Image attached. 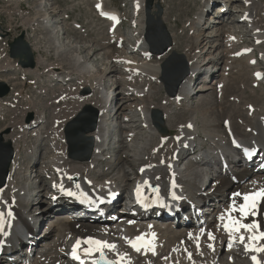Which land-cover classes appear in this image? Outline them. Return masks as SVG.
<instances>
[{
	"label": "bare ground",
	"instance_id": "6f19581e",
	"mask_svg": "<svg viewBox=\"0 0 264 264\" xmlns=\"http://www.w3.org/2000/svg\"><path fill=\"white\" fill-rule=\"evenodd\" d=\"M208 1L209 0H207V4H209ZM211 1L215 2L216 0H211ZM228 2L229 0L225 1V9L227 8ZM39 5L40 3L37 5L38 6L37 11L35 12L36 19L37 21L39 20L37 22V25L39 24L41 28H47V29L50 27L55 28V26L59 24L58 23L59 21L57 19H54L55 16L51 15L55 10H53L52 8H47L46 5H42V7ZM97 5H100V8H97ZM93 6H94L93 7L94 10L100 16H102L101 13L111 12L110 10H107L105 8V5L103 4V0H94ZM240 7H241V11H239L240 16H238L236 22H241L246 24V29L251 34V36H253V38L252 40H250L251 44L242 47L235 54L229 55V58H231L230 60L233 59L234 61L240 62V66L238 67H241L239 69V74L242 77H240L239 79L242 81H245V79L243 78L245 76L244 74L245 71L247 72V70H249L250 68L251 69L257 68V66H259V64L257 63L260 61V65L262 69L257 70L256 73L262 74L263 80L257 82L256 81L257 75L251 74L252 84L257 86L258 84L264 83V67H263V62L261 60L258 61L253 60L251 52L258 50L260 57L264 59V50L262 49V46H264V23H262V21H264V16L263 15L260 16L261 20L256 19L259 16H257L255 12V7H253V3L250 0H242V4L240 5ZM51 10H53V12H50ZM133 11L136 12V14L134 17L131 15L132 22L130 23L131 25L137 24L138 30L134 31L133 35L129 34V36H132V38L131 39L128 38L126 40L135 42L133 46L136 45L137 48H135L134 51L140 54L141 59L144 60V61L141 60L142 63H147L148 49L141 39L142 31H143V19L139 18V20L137 21L133 20V18L136 17L138 12L140 14L143 12V0L134 1L132 12ZM201 21H203V17L200 14V16L196 18V23L192 26V29L195 32H197V36L194 38L193 41L194 46H192V48L188 50L190 51L188 52L187 55L188 64L186 65L187 63L186 60L181 58L183 61V71H187L188 77L179 85L175 96L170 97L167 93L166 96L167 98L166 97L163 98L160 106H156L153 104H151V108L150 105L148 106L149 109L154 108V110H157L156 112L158 113L160 112L162 115L160 116L161 118H163L162 121L164 120V122L161 121V125L157 123L154 129L159 132L160 135L159 142L155 146H150L148 149L144 148L145 147L144 144L143 145L141 144V146L136 148V150L128 148L131 157L130 160L132 161H129L127 156L126 158L128 160L124 158L122 162L124 164H128L126 166L128 167L130 166L133 169H135L134 182L130 186V189H128V193L132 194L133 192H137V189L139 188L140 191L142 190L145 195L149 194L151 198H155L158 201H163L164 205L174 206L176 208V211L174 212L175 217L172 220L176 221L175 223L177 225L180 222L186 221L183 215H185L186 213V215L189 216L188 211L190 206L195 207L197 206L196 205L197 203L200 204V201L203 203L205 202L206 199L211 197H214L215 200L219 199L217 200L216 203L217 205L216 204L211 205L212 208L211 207L208 209L202 208L200 211L198 210V212L201 213L210 211V216H212L213 223L207 222L208 220L203 221L202 224L199 222V220L198 222L191 221L192 224L194 223L193 227L196 226L195 228L192 227L189 228V226L186 225L188 226L186 229L179 230V228L177 229L176 227L171 226V224H173L172 222L170 224H165V223L158 224V222L156 221H150V219H147V217L150 215L149 214L144 215L138 213V209L136 208L137 206H135L131 212L129 211L130 213L127 211V209H124V211H118L119 213L117 215L111 213L112 215H109L110 217H108V220L106 218L104 221H101L100 216H97L95 214H90L87 217L84 216L82 218L83 220H81V215H79V217L76 220L73 219L72 216H75V212L72 211L71 213H69V211L72 209L76 211V209L72 207L73 200L70 198L71 196L66 194L68 191L73 192L75 194L73 195L74 197L75 196L88 197L92 201L91 206H89L88 208L97 207L96 210L102 211V213L100 214L101 216H104L105 210L110 211L111 206L106 205L100 207L99 201L106 198H110L111 196L115 197V199L117 200L118 198L122 197V193H123L122 191H125L128 188L127 182L129 181V175L126 173L127 171L126 172L124 171L123 167L120 169L122 173V176L120 178L114 179V177H107L109 176V174L114 172V170L122 163V162L117 163V161H115L113 164L110 161H108V159L104 158V155L107 151V149L105 148V143L107 141V138L109 137V133L107 132V128L109 125L107 122L109 121L108 120L109 114H111V110H112L111 99L115 100V98L117 97L116 89L120 82L116 83V89L114 90V92L110 94L108 92L104 93L103 78L108 74L110 70H111L110 73H112V77L114 75L113 73L115 72H120V71L126 72L127 73L126 78H124V80L122 81L120 79L119 80L121 81V83L127 84L128 87L127 96L129 98H134L135 100L137 98H141L143 99L141 101L144 103V101L149 100L151 98V93L149 92V90H144V88L140 90L137 87L136 78L139 79L138 82H140L142 79L147 78L146 81L148 83V86H150L152 83L159 84L158 80H160L161 83H163L164 80L167 77H169V73L173 69V66L172 67L170 66L169 68H166L165 66V72H164V67L163 65L161 67V63L160 65L158 64L155 66L139 64L133 61L132 59L128 58L126 55L122 54V56L125 57H121L118 55L117 57L115 56L114 59L112 58L113 60L109 62L107 68L109 69L108 72L107 71L104 73L102 72V74H100L99 76L97 75L94 76L93 74H91L93 72L92 68H90L88 66V63L82 58H80V56L78 55L71 57L72 59L70 58L69 61L66 60L64 61L62 58L61 59L60 57L58 58L57 54H55V57L58 58L60 63L58 65H49V66L44 64V62H47V60H51V58L44 60V58H42L43 56L40 55L39 58H36L34 60L35 63L34 69H24V70L20 69V71H22L24 74L29 76L30 75L40 76L39 68H44L47 66L46 73H48L49 77L53 79L57 76L56 73L54 72L55 70L62 71L61 69H63L68 71L71 69L72 71L71 73L65 72V77L68 76L66 81L74 80L73 75L76 74V76H78L77 80H80V82L83 83L84 86H88L92 94L89 95L90 97H88V95H84V96L75 95L74 103L78 105V107L73 112L70 113V111L74 107L73 106L71 110L68 112V117H66V119L65 118L61 119L59 117L55 118L56 121L54 123L59 125V129L56 130L55 127L53 126L51 131L49 130L40 131L39 129L34 135V143L40 142L43 144L44 143L43 135H48V138H50L55 136V131L57 132V137L59 139L60 145H58L57 147L55 146L56 144L53 143V149L55 151L54 155L51 157V159L47 162L45 166L46 172L49 175H51V177H53L52 182H54V185L51 188L47 183V186L48 188H50V192H51L50 197H48V201H49L48 203L50 210H53L54 212H64L62 214L57 215L59 216V218L65 221L70 220L67 221L66 222L67 224L65 223V226L62 228L58 227V225H60V223H58L57 225H55V227L51 228L48 235L43 237V240H45L52 233H57V235H59L57 242L55 243V245H53V250H54L53 256H50L48 254L42 255L41 257H44V259L41 260L39 258V261L36 264H80L77 263V260L71 258L70 253L73 245L76 243L78 239L83 241L89 237L116 244L117 250L115 252L105 250V255L108 259L123 258V264H253V261L251 259L252 255H257V258L261 261V264H264V253L257 254L251 251H245L244 245L239 243L238 241H236L234 245L231 248H229L228 245L226 244L229 236L223 228V224L226 223L227 220L221 221L218 219V217L221 214L226 215V210L229 208V205L231 203L232 196L229 197V195H226L229 187L233 184V182L236 183L238 187L241 186L240 183L243 179H247V177L257 173L254 171V168H245V167L243 168L240 166L238 169H236L235 168L236 166L234 165L233 166V170H235L234 173L231 172L229 167L225 166L224 164L222 165L220 170L221 173L217 178L218 185L213 186L210 190L208 187L205 190H203L202 189L203 182H200V184L197 185V180L201 177L202 178L205 177L206 171H201L198 169L195 170V168L193 170V167L206 166L208 168L209 165L212 163V161L209 160L208 162H206V159L197 158L201 156V154H198L195 161L192 163L193 167L189 166L190 164L187 167L185 166L182 167L181 164L179 163V160L182 157L186 158L193 151L194 145L197 146L201 145V147L202 146L207 147V151L211 155L215 154V156H218L220 154H223L224 157L226 156L227 159H231V160L237 158V162H239L240 153L239 154L236 153L235 149L232 148V142L241 143L243 145L241 146V148L247 147V149L249 150H255L257 148L264 147V102L262 106H259L260 105L259 99L254 98V100L251 99L252 101L251 103L253 105L251 103H245L246 104L245 115L241 113L240 109L238 110L241 114L238 111L237 112L235 111L232 114H228V115L226 114V110L222 109V113H220V115L221 117L227 115L225 118V122L228 123L227 127L224 128V126H222L224 132V133L221 132L222 135L218 134L219 131L215 129L216 127L215 125L212 124L213 122L206 120V115L203 113L200 114L202 119L205 120V126H207V128L203 130L205 139H202V141L198 132V124H195L196 120L194 119V117H199L196 113H194L192 118L187 119L183 123L180 122L179 124H177L175 129L176 131L175 136L171 140L166 141L164 140L163 135H161L162 134L161 131H164L163 133H165L167 129L172 126L170 119L173 113L167 111L166 107L169 105L168 106L169 109V107L181 106L179 104L180 102L183 103V101H185L186 99L189 100L190 98H192V96L195 94L194 92H192L195 82H198L199 80L202 79L199 74V72L201 71V70L199 71V67L207 66V63L206 64L204 63L200 66V63L204 61L207 62L210 61V58L208 59L206 58L209 57L210 54L207 55L206 57H202L200 53H196V51H198L199 45L203 43L200 42V37L204 36L203 34L204 31L209 30V26H204V27L200 26ZM215 21L216 20L214 21L210 20V22L212 23H214ZM106 22L110 24L109 33H108L110 34V39L112 38L114 39L113 28L115 27V22H110L109 20H107ZM236 25L237 24H234V26ZM35 29L33 28L32 32ZM229 30L228 31L226 30L221 34V36H218L220 38L222 37L223 47L226 48L228 52H230L231 47L236 46L238 42L242 40L240 34H235L233 33V31L231 32ZM124 31L128 32V30H124ZM51 32L52 31L50 30V33ZM62 32L63 30H58L56 33H59L58 35L61 36ZM32 38L36 42L38 41V39L35 37L34 32ZM180 38L181 36L179 37V39ZM53 39L55 43L56 38L53 37ZM202 40L205 41L204 38H202ZM34 44H38V43H31L30 47H32V49H34L32 46ZM55 48L57 47L55 46ZM44 49H45V53H47L48 50L46 48ZM134 51H130V53H134ZM165 57L166 56L163 55L156 57L157 59L156 58L155 59L157 61H161ZM151 58L153 57H150V59ZM242 62L244 63V67L246 70L242 68ZM228 66L229 65H227V67ZM227 67L224 68V71L227 70ZM187 68L189 69L187 70ZM161 69H162V73L160 77ZM4 72H8V71H4ZM203 74L204 73H202V75ZM215 80L216 79H214V81ZM213 84L215 86L217 84L218 86L217 92L220 93L221 88H223L224 86L223 85L224 81L222 79H219L216 80L215 83ZM125 86L123 85V87ZM245 89L246 88L244 87L243 90ZM251 91H253L252 95L255 96V90L252 89L250 90V92ZM241 93L242 92H240V94ZM127 96L123 97L122 101H126L125 98ZM72 98L73 97L69 94L66 95L64 93H61L58 100H55V104L63 103L64 105H66L67 103L66 101L68 102L70 100L72 101ZM221 98L220 101H222ZM239 98L240 97L237 96L236 100H238ZM54 99L52 101H54ZM89 99H93L92 101L98 107L97 110L94 107L98 118L97 127L95 131L92 132L93 134L90 133L92 134V136H90V134L87 135L93 142V150L89 161L77 162L69 159L65 155L66 151L63 140L64 130H62V127L65 125L63 129L66 128L69 122L77 118L87 108V106H92L89 103ZM204 101L207 102V104H209V101L207 100ZM240 103L241 102L239 101H233V102L230 101V104L233 105L235 108H237ZM11 106H13V102ZM222 106L224 107L225 104L223 103ZM29 107H33V106L30 104ZM84 107L86 108L84 109ZM31 109H29V111L27 110L26 111L30 112ZM78 109L80 110L79 112H77ZM124 110L122 109V113ZM136 111H137L136 115L138 117V122L141 121L142 124H144L143 128L145 129L146 128L150 129V127L152 128V126L148 125L150 119L147 110L136 108ZM52 113L55 115L57 114V111H53ZM238 113L240 114V116H245V120H246V121L243 120L244 123L241 120L242 123L240 122L238 124L239 127L245 126L244 124L248 122H250L251 125V126H245L244 131L241 133V138L238 137L235 138V136L232 133V130H234L236 127L235 124H232L230 122V120L232 119L235 120L237 117H239L237 116ZM39 116L36 118L35 121H33L28 126L24 124H20L19 130L22 131L23 129L27 130L28 127L31 128L35 125L40 126L41 123H46V118L42 117L43 113L41 114L40 117ZM4 117H6V114L3 115V118ZM127 120H128L127 117L125 116L122 117V126L127 127V128L126 127L121 128L122 131H124L123 133L124 138L121 139V142L123 143L128 138L133 139L135 135L130 133V129L132 127L123 125ZM2 121H4V119H2ZM131 123H134V121H131ZM196 123H198V121ZM189 125H191V127H189ZM4 131L5 130H3V132ZM201 131L200 133L202 134ZM225 136L229 137L228 146H226L225 144V138H224ZM142 138L144 139V137ZM21 142H22V137L17 135H15V137H13L10 140V143L12 145L11 147H13L11 148L13 154V161L9 168L6 186L0 189V211L5 213V218L7 220V225L5 229L0 233V248L2 252L4 251L6 253L10 251H14L15 247L18 246L25 247V249L27 248L29 250V253H31V251H35L37 249L39 243L37 237L34 234L35 229L37 228V224L33 220L36 218L34 213L37 211L36 209L37 205L34 201L35 199L32 198L33 197L32 193L29 190L27 189L23 190L20 188L21 185L19 186L17 183H15L20 181L17 175L21 174V164H20V159H18L20 158V156L19 155L17 156V152H18L17 150H20L19 144ZM144 142L146 141L144 140ZM40 143L38 147L41 149L42 145ZM144 153L147 154L148 156L146 157ZM33 158H31V156H28L27 160L29 164L33 163ZM17 162L19 163L18 165H16ZM223 162L226 163L225 160ZM40 166L41 168H43V164H40ZM104 166H109V170H111V172L102 174V172H106V171H101V172L97 171L98 169ZM95 169L96 172H98L99 174L95 173L94 171ZM141 169H144V171L142 172ZM223 175L224 177H222ZM22 176L26 177L25 175ZM42 176L43 174L41 173L35 175V177L39 181H42L45 184V181H43ZM69 177H71V179ZM145 181H148L147 185L144 183ZM117 182H121L124 184L122 186H118ZM209 183H211V180ZM77 185H79V187H77ZM133 188L136 189L133 190ZM261 188H264V176L254 181L253 185L251 186V189L249 190L244 189L242 190L243 191L242 192L240 189L238 190V188H235V190L232 193L235 192L250 193L253 191H257ZM152 190L154 192H152ZM173 196L178 197V199H174ZM236 202L237 204L242 203V197H237ZM125 204L127 205V203ZM174 207H172L169 210L170 214L173 213V209L175 210ZM33 208H35V210L32 211ZM80 209H83V207H80ZM9 210L12 213L11 216L7 215V212ZM165 210L166 209L164 208V211ZM257 211L258 214L256 217H248L244 222L249 223L253 219H255L261 224V229L264 230V201L258 203ZM46 213L42 215L44 216ZM152 215L156 217H161L162 212L156 213V211H154L152 212ZM233 215L239 218L238 213H233ZM32 220L35 223V225L31 223ZM202 228L205 230L204 233H201ZM185 230L188 231L185 232ZM208 232H211L215 236L214 241L208 240L207 238ZM190 233L193 235V237H197V236L199 237V245H200L199 249H197L196 247V240L189 239ZM141 235H143L146 240L151 242V246L152 248H154V252L146 248H142L140 252H136L134 249L131 248V246L128 243H126L125 238L135 239V237ZM60 238H62V241H60ZM66 238L68 240H71V243L68 245L66 244V240H67ZM209 243L214 244V250L210 249L207 246ZM258 243L264 244V241ZM60 247L62 249H60ZM83 247H87V245L81 246V250L79 254L81 258L84 260L85 264H91L92 259H98L99 257L98 253L95 254L94 257L84 256L82 251ZM219 250L222 252L224 251L226 262L219 260L218 258ZM66 253L68 254L66 255ZM117 253L119 255H117ZM189 253H191V258H189L188 255ZM60 260H62L61 263ZM9 262H11V260H9ZM16 262H18V259L14 261V263ZM29 262L30 261L28 259H25L23 261V264H30Z\"/></svg>",
	"mask_w": 264,
	"mask_h": 264
},
{
	"label": "rangeland",
	"instance_id": "374dc122",
	"mask_svg": "<svg viewBox=\"0 0 264 264\" xmlns=\"http://www.w3.org/2000/svg\"><path fill=\"white\" fill-rule=\"evenodd\" d=\"M225 1L227 0H216L213 4H207V0H162V21L165 24L167 32L171 38V48L164 55L166 57L161 61L156 60V57L158 56H154L151 59V56H148L147 63H142L141 60H144L141 59L139 53H130L132 44L128 43L126 40L129 37V34H133L134 31L138 30L137 24L131 25L130 23L132 22L131 15L134 17L136 14V12H132L134 0H103V4L105 5V8L107 10L116 12L119 15V22L116 23L115 27L113 28L114 39H110V34H108L110 24H108L103 18H101V16L94 10V0H0V82H5V85L9 88V93L5 97L0 99V133L5 130L4 136H1V143H10V140L15 137V135L22 137V142L19 144L20 150H17V156H20V158L18 159H20L21 164V174L17 175L20 181L15 183H17L19 186L21 185V189L29 190L32 193V198L35 199L34 201L37 205V211L34 213L36 218L34 217L35 219L33 220L37 224V228L35 229L34 234L39 242L37 249L35 251H31V253H28L27 248L25 249V247L21 246L15 247V249L17 248V252H10L11 254L4 255L5 252L4 254L0 252V264H23V261L26 258L30 261V264H36L38 263L39 258L41 260L44 259V257H41L42 255L48 254L50 256H53V245H55V243L57 242L59 235H57V233H52L53 235L51 234L45 240H43V237L48 235L51 228L55 227V225H57L58 223H60V225H58L59 228L64 227L67 220H62L61 218H59V216H57L64 212H54L53 210L49 209L48 197H50V188L53 187L54 182H52L53 177H51V175L46 172L45 166L54 155L55 151L53 149V143H55L56 145H54L58 147V145H60V142L57 137L56 131L55 136L50 138H48V135H43L44 143L42 144L39 142L42 145L40 149L38 147L39 143H34V135L39 129L40 131H51L52 126L55 127L56 130L59 129V125L54 123L56 121L55 118L59 117L61 119H66L71 108L74 106L70 113L78 107V105L74 103L75 95H88V97H90L89 95L92 94L88 86H84L83 83L80 82V80H77L78 76H76V74L73 75L74 80L66 81L68 76L65 77V72L71 73V69L68 71L63 69H61L62 71L55 70L54 72L57 76L53 79L49 77L48 73H46L47 66L44 68H39L40 76H29L24 74L22 71H20V69L24 70V68L22 69L19 60L11 59L9 57L8 45L23 33L24 40L28 43L29 47L31 46V43H38L32 45L36 51L32 49V47H30L31 52L34 50L32 52L34 60L42 55V58H44V60L51 58V60H47V62H44V64L48 66L58 65L60 63V61L58 60L59 57L64 61H69L71 57L78 55L88 63V66L90 68H92V71L94 73L92 72L91 74H93L94 76H99L100 74H102V72H108L109 69L107 68L109 62H111L114 57H117L118 55L121 57H125L122 56V54H124L128 58L139 64L155 66L158 64L160 65L161 63V67L162 65L164 67V72L165 66L166 68L173 66V69L169 73V77L166 78V80H170L184 73L182 59L186 60L187 63H185L187 65V55L188 52H190L188 50L191 49L192 46H194L193 41L197 36V32L192 29V26L196 23V18L201 14L203 17V21L200 22V26H209V30L204 31V36L200 37V42L203 43L199 45L198 51H196V53H200L202 57H206L210 54L211 57H206L207 59L210 58V61H204L200 63V66L204 63H207V66L199 67V71L201 70L199 74L202 79L198 82H195V85L192 89V92H194L195 94L192 96V98H190L189 100L186 99L185 101H183V103L180 102L179 104L181 106L169 107V109V105L166 107L167 111L173 113L170 119L172 126L168 129L166 128L167 131L165 133H162L161 135H163L164 140H171L175 136V129L177 124H179L180 122L183 123L187 119L192 118L194 113H196L199 117H194L196 122L198 121V123L195 122V124H198V132L202 141V139H205L203 130L207 128V126H205V120L202 119L200 113L205 114L206 120L213 122L212 124L215 125V129L219 131L218 134L222 135V133H224L222 125L225 122V118L228 114H232L235 111L239 112L238 109H240L241 113L245 115V103H251V99H259V106H262L264 102V83L258 84L257 86L252 84V75L255 74L257 70L262 69L260 61L257 63L259 64L257 68H250L249 70H247V72H242L245 74V76L243 77L245 81H242L239 79L240 77H242L239 74V69L241 67H238L240 66V62L234 61L233 59L230 60L231 58H229V55H233L242 47L251 44L250 40H252L253 36H251V34L247 31L246 24L236 22V19L238 18V16H240L239 11H241L240 5L242 4V0H229L227 8L224 9ZM250 1L253 3V7H255L257 16H259L256 19L259 20L261 15L264 16V0ZM39 3V6L41 7L42 5H46L47 8H52L53 10H55L54 12L53 10L50 11L53 12V14L51 15L55 16L54 19H57L59 21V24L56 25L55 28L50 27L47 29L41 28L39 24L37 25V22L39 20L37 21L35 12L37 11V5ZM139 18L143 19V12L141 14L138 12L133 20L137 21L139 20ZM210 20H216V22L212 23L210 22ZM262 23H264V21H262ZM234 24L237 25L234 26ZM33 28H36L35 30H33V32L35 34V37L38 39L37 42L32 38ZM124 28L131 30V32H125ZM50 30L52 31L51 33ZM58 30H63L61 36L58 35L59 33H56ZM226 30H229L231 32L233 31V33L235 34H240V37L242 38V40H240L236 46L231 47L230 52H228V50L223 47L222 37H218L221 36V34ZM180 36L181 38L179 39ZM53 37L56 38L55 43ZM202 38H204L205 41L202 40ZM55 46L57 48H55ZM74 46H76L77 48ZM44 48L48 50L47 53H45ZM262 49L264 50V46H262ZM55 54H57L58 58L55 57ZM251 55L254 61H258L259 59H261L258 50L252 51ZM227 65L229 66L227 67ZM226 67L227 70L224 71V68ZM242 68L245 69L243 62ZM188 69L189 68H187V70ZM110 72L111 70L108 72L109 75L107 74L104 77L105 79L103 78L104 93L108 92L110 94L114 92V90L116 89V83H120L118 84V87L116 89L117 97L115 98V100L111 99L112 110L111 114H109V121L107 122L109 125L107 128L109 137L107 138V141L105 143V148L107 149V151L104 155V158L108 159V161L114 164L115 161H117V163H121L124 158H128L129 161H132L130 160L131 157L128 148L136 150V148L141 146V144H144V148L148 149L150 146H155L159 142V132L157 130H154L156 126L155 119L160 118L162 121L163 118H161L162 115L160 112L159 117L158 115L155 117V114L158 113L156 112L157 110H154V108L149 109L148 106L150 105V108L151 104L160 106L163 98L167 96V93L166 89L164 88V84L161 83L160 80H158L159 84L152 83L150 86H148V83L146 81L147 78L142 79L144 82L142 80L138 82L139 79L136 78L137 87L140 90H142L143 88L144 90H149V92L151 93V98L144 101V103L141 101L143 100L141 98H137L136 100L134 98H129L127 96V84L121 83V81L126 78L127 73L121 71L115 72L113 73L115 76L113 75L112 77V73ZM161 73L162 69L160 71V77ZM202 73L204 74L202 75ZM214 79H222L224 81V86L223 88H221L220 93L217 92V84L216 86L213 84L216 81H214ZM122 84L126 86L123 87ZM244 87L246 88L245 90H243ZM252 89L255 90V96L252 95L253 91L250 92V90ZM240 92H242L243 94H240ZM61 93L71 95L73 97L72 101H66V105H64L63 103L55 104V100H58ZM125 96H127L125 98L126 101H122L123 97ZM219 96L222 101H220ZM237 96L240 97L238 100H236ZM53 99L54 101H52ZM92 100L93 99H89V103L97 110L98 107ZM204 100L209 101V104H207V102H205ZM230 101H239L241 103L237 108H235L230 104ZM12 102L13 106H11ZM220 102L222 103V105L224 103L225 106L223 107ZM30 104L33 107H29ZM85 108L86 107H84V109ZM136 108L147 110L150 119L148 125L152 126V128L150 127V129H145L143 128L144 124H142L141 121L138 122ZM29 109H31L30 112H27L29 111ZM122 109H125L123 113ZM222 109L226 110L227 115L221 117L220 113H222ZM33 111L36 113H34ZM53 111H57V114L54 115L52 113ZM79 111L80 110L78 109L77 112ZM42 113V117L46 118V123H41L40 126L35 125L31 128L28 127L27 130H19L20 124L28 126L36 120L39 114L41 116ZM239 113L237 114V116L239 117H237L235 120H230V122L232 124H235L236 127L234 130H232L235 138H241V133L244 131L245 126H251L250 122H248L244 124L245 126L239 127L238 124L241 122V120L242 122L243 120L246 121L245 116H240L241 113ZM5 114L6 117L3 118V115ZM123 116L127 117L128 119L123 125L132 127L130 129V133L137 136V139L134 135L133 139L128 138L124 143L121 142V139L124 138V131H122L121 128L126 127L122 126ZM2 119H4V121H2ZM130 120L134 121V123H131ZM162 122H164V120ZM200 131L202 132V134L200 133ZM92 134H90V136H92ZM142 137H144V139ZM224 138L225 144L226 146H228L229 137L225 136ZM144 140L146 142H144ZM200 154V158L203 159H208L211 155L210 153H208L207 147L204 146L201 147ZM144 155H146V157L148 156L145 153ZM28 156H31V158L34 157L33 163H28ZM195 158L196 156L193 152H191L186 158L182 157L179 160V163L182 167H187L189 164V166H192ZM211 161L212 163L209 165V167L216 163L214 161V158ZM18 164L19 163L17 162L16 165ZM40 164H43V168H41ZM230 164L232 165L229 166ZM233 164L234 163H227V166H229L231 172L235 173V170H233ZM239 164L242 165L241 162H239ZM126 165L128 164H124L122 162L114 170V172L107 176L114 177V179L120 178L122 176L120 170L122 167L124 168V171H127L126 173L129 175V181L127 182L128 188L127 190L122 191V197L117 201V204L113 209L116 214L119 213L118 211H124V204L127 199L128 189H130V186L133 184L135 178V169ZM216 165L219 166L218 163H216ZM209 167L207 168L206 166H195L193 167V170L195 168V170L198 169L204 171L208 169V171H211L210 175H208L207 177H201L197 180V185L200 184V182H203L206 184V186L208 185L207 187L210 190L213 186H217L218 181L216 177L217 175L212 173L215 172V170L209 169ZM235 168L238 169L239 166H236ZM94 171L96 174H99L98 172L101 171H106L102 172V174L111 172V170H109V166H104L98 169V172H96V169ZM38 173L43 174L42 179L43 181H45V184L35 177V175H38ZM22 175H25L26 177H23ZM263 176L264 172L258 171L257 173L247 177V179H243L240 183L241 186L239 187L236 183L233 182V184L227 190L226 195H229V197L232 196V192L235 190V188H238V190L240 189L241 191L244 189H251L254 181ZM210 180L211 183H209ZM47 183L49 184L50 188H48ZM123 184L124 183L117 182L118 186H122ZM207 200H205L204 204L200 205L199 209L205 207L209 208L211 207V205L216 204L217 200L219 199L215 200L214 197H211ZM33 210H35V208H33L32 211ZM38 212L41 214H39ZM44 213L46 214L43 216L42 214ZM191 213L192 212H190L189 214ZM209 214L210 213L203 214L202 219L208 220L207 222L209 223H213L212 217ZM33 220L31 223L35 225ZM186 221L188 223L187 225H189V228H193L194 223L192 224L190 223V221L198 222V217L191 218V220L188 219ZM170 222L171 221H168L165 224H170ZM172 223L173 224H171V226L176 227L177 229L179 228V230L187 228L183 227V225L175 226V223ZM186 231L188 230H185V232ZM60 241H62V238H60ZM70 243L71 240L67 239L66 244L68 245ZM60 249L62 248L60 247ZM67 254L68 253H66V255ZM218 258L219 260L226 262L224 251L222 252L219 250ZM16 259H18V262L14 263ZM9 260H12L13 262H9ZM61 261L62 260H60V263Z\"/></svg>",
	"mask_w": 264,
	"mask_h": 264
},
{
	"label": "water",
	"instance_id": "95a60500",
	"mask_svg": "<svg viewBox=\"0 0 264 264\" xmlns=\"http://www.w3.org/2000/svg\"><path fill=\"white\" fill-rule=\"evenodd\" d=\"M163 8L161 0H145L144 2V34L143 40L152 56H161L171 47V38L167 32L165 24L162 21ZM9 57L18 59L21 67L24 69H33L35 67L34 57L27 42L24 40L23 33L8 45ZM188 76L187 71L178 75L174 79L164 80V88L170 97L176 95L179 85ZM172 87V88H171ZM171 89V90H170ZM9 93V88L0 83V98ZM159 113L155 114V117ZM156 124L161 125V119H155ZM98 123L96 110L87 106V108L75 119L69 122L64 128V140L66 144L67 157L77 162H87L90 160L93 150V142L87 136L95 131ZM162 133L164 131H161ZM5 131L0 134V189L6 185L9 166L13 158L11 143H1Z\"/></svg>",
	"mask_w": 264,
	"mask_h": 264
},
{
	"label": "snow or ice",
	"instance_id": "6c2138e0",
	"mask_svg": "<svg viewBox=\"0 0 264 264\" xmlns=\"http://www.w3.org/2000/svg\"><path fill=\"white\" fill-rule=\"evenodd\" d=\"M97 8H100V5H97ZM105 15V13H101ZM112 19H116L112 17ZM258 77L259 73L256 74ZM191 127V125H189ZM239 146V145H238ZM143 172L144 169H141ZM71 179V177H69ZM146 185L148 181L144 182ZM79 187V185H77ZM62 188V186H61ZM140 189H137L139 193ZM158 191V189H157ZM69 196L75 195L73 192L68 191L66 193ZM242 197V203L237 204L236 198ZM174 199H178V197L173 196ZM264 201V188H261L257 191H253L250 193H240L235 192L232 194V200L229 205V208L226 210V215L221 214L218 219L221 221L227 220L226 223L223 224L224 230L227 232L229 239L227 241L228 247L231 248L233 243L238 241L239 243L244 245L245 251H251L253 253H264V244H260L258 242L264 241V230L261 229V224L253 219L249 223H245L244 221L248 217H256L258 214V203ZM233 213H238L239 218L233 215ZM8 216H11L12 213L9 210L7 212ZM5 213L0 211V223L4 221ZM131 223V222H130ZM205 230L202 228L201 233H204ZM247 234V235H245ZM154 236V234H153ZM207 238L210 241L215 240V236L211 233H207ZM189 239L196 240V247L199 249V237H193V235L189 234ZM126 243H128L132 249L136 252H140L142 248H146L154 252V248L151 246V242L146 240L143 235L135 237V239H127L125 238ZM82 245H87V247H83L82 251L84 256L86 257H94L95 254H99V259H92L91 264H123V258L120 259H108L105 255V250L115 252L117 250V245L114 243H109L107 241L97 240L92 237H89L83 241L77 240L73 245L71 250V258L80 262V264H85L84 260L81 258L79 252L81 250ZM210 249L214 250V244L209 243L207 245ZM117 255H119L117 253ZM189 258H191V253L188 254ZM251 259L253 264H261V261L257 258V255H252Z\"/></svg>",
	"mask_w": 264,
	"mask_h": 264
}]
</instances>
